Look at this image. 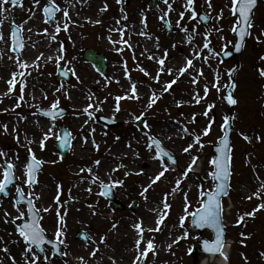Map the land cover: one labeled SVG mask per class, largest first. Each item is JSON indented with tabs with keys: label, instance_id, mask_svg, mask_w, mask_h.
<instances>
[{
	"label": "rangeland",
	"instance_id": "1",
	"mask_svg": "<svg viewBox=\"0 0 264 264\" xmlns=\"http://www.w3.org/2000/svg\"><path fill=\"white\" fill-rule=\"evenodd\" d=\"M235 2L157 0L158 8L153 9L149 0H22L17 5L0 0V79L15 76L14 82L3 86L19 88L24 123H35V109L48 108L55 101L68 109L67 115L56 121L57 137L61 124L73 135L70 153L63 160L58 152L56 156L53 136L45 134L40 139L42 132L51 131L52 124L46 122L39 132L32 128L26 132L31 133L45 159L41 182L51 193L49 198L55 192L59 201H92L83 203L106 218L104 240L112 251H106L103 263L217 264L207 260L205 253L191 254L199 235L191 225V216L202 205L204 192L215 188L212 146L222 136L225 120L231 118L230 198L223 199L230 242L228 263L264 264V4L254 11L242 53L225 61L219 56L222 50L231 49L235 40ZM91 3L100 13L82 20ZM49 4L58 9L50 22L43 14V7ZM199 12L206 13L211 23H201ZM37 16L44 17L39 33L28 34L29 21ZM163 18L169 22V31ZM12 24L22 29L26 40L23 52L15 57L9 51ZM30 24L36 27L37 23ZM44 43L57 50V57L49 63L44 60L42 67L38 62L25 68L24 59L39 54ZM88 47L106 55V75L84 59ZM7 60L17 63V68H8ZM60 65L74 75L70 82L56 81L53 71ZM26 77L34 79L33 98L23 96ZM95 81L97 87H93ZM230 87L233 105L225 101ZM70 93H80L83 100L75 101ZM96 98L101 100L99 104ZM97 113L120 120L122 125L105 127L97 121ZM140 117L146 119L144 128L134 125ZM151 136L175 156L177 164L159 156ZM79 143L91 144L82 156L76 150ZM118 151L130 154L125 160L106 157ZM142 159L157 167L142 164ZM113 164L117 167L114 171ZM52 173L55 188L47 180ZM81 184L84 189L78 192ZM102 184L115 188L126 204L124 210L113 209L101 196ZM9 201L0 203V215L8 214ZM132 203L134 210L129 208ZM154 207L155 221L147 228L152 217L149 209ZM122 225L143 238L140 253L132 254L130 243L124 247L129 259L117 254ZM177 233L178 240L174 239ZM160 235L174 240L162 247ZM202 235L212 237L208 230ZM24 257L31 261L29 254Z\"/></svg>",
	"mask_w": 264,
	"mask_h": 264
},
{
	"label": "flooded vegetation",
	"instance_id": "2",
	"mask_svg": "<svg viewBox=\"0 0 264 264\" xmlns=\"http://www.w3.org/2000/svg\"><path fill=\"white\" fill-rule=\"evenodd\" d=\"M19 97L12 90L0 88V181L4 162H9L14 169L17 185L35 201L38 214H28L26 204H20L18 214L0 215V264H90L93 254H100L104 249V219L90 216L88 211L77 203H58L39 197L41 172L35 181L30 182L27 157L34 151L25 152L21 146H27L21 138L22 113L19 109ZM55 176L49 175V184L54 185ZM72 210L74 213H68ZM43 232L44 236L59 243L55 246L44 242V254H38L27 239L28 234ZM28 249H33L38 258L27 263L19 257ZM59 251V252H57ZM59 253V254H58Z\"/></svg>",
	"mask_w": 264,
	"mask_h": 264
},
{
	"label": "water",
	"instance_id": "3",
	"mask_svg": "<svg viewBox=\"0 0 264 264\" xmlns=\"http://www.w3.org/2000/svg\"><path fill=\"white\" fill-rule=\"evenodd\" d=\"M14 2H18L20 0H12ZM260 0H238L235 6V13L238 15L239 24L234 28V34L237 37V40L234 44V49L232 51H224L222 53V58L228 59L235 56L237 53H240L242 50L243 43L248 36L249 26L252 19V14L254 9L257 7L258 2ZM264 1V0H262ZM150 5L155 8L156 0H151ZM46 14L49 19L53 18L55 13V9L51 6L45 8ZM200 19L204 24H208L210 22V18L204 14H200ZM167 29L168 22L165 21ZM13 39L17 41L19 45L23 43L21 37V31L13 26ZM85 57L92 61L103 73L106 72V64L105 59L102 55L96 54L92 50H88L85 53ZM67 74L63 69H59L57 78L61 79L65 77ZM68 79V78H67ZM63 114V110L59 109L57 116H61ZM100 120L104 121L106 124L116 125L118 123H114L111 120L101 117H98ZM142 125V123H141ZM230 133H231V122L228 121L225 125V135L222 139H220V144L214 147V151L216 153V157L214 159V164L216 167L215 170V179L217 181V189L213 193L207 192L206 200L204 202V206L198 210V212L193 216V224L197 229L203 230L205 228L210 229L214 233L213 242H208L207 240L201 239L202 249L205 251L218 252L223 245L224 241V233L225 229L222 224V216H221V197L228 192L229 187V152H230ZM71 137L70 133L67 130L62 131V137L58 141V147L63 156H65L68 152V148L70 146ZM157 143V146L160 151L166 153V151L161 147V145ZM197 249L194 251V254L197 253Z\"/></svg>",
	"mask_w": 264,
	"mask_h": 264
},
{
	"label": "bare ground",
	"instance_id": "4",
	"mask_svg": "<svg viewBox=\"0 0 264 264\" xmlns=\"http://www.w3.org/2000/svg\"><path fill=\"white\" fill-rule=\"evenodd\" d=\"M85 10H86L87 16H85V15L81 16L82 20L89 18V17L91 19H93V18H95V15L100 13V8L96 5H94L93 3H91L90 6ZM43 21H44L43 16H37L34 19L30 20L29 21L30 23L35 22L37 24H36V27H31V24L29 23V27L27 28L26 32L28 34H38L39 33L38 28L41 26ZM116 23H117V25H119L120 21H116ZM106 38H108L107 35H106ZM40 52H41V54H36L35 56H33V57L31 56V58H28L27 60H25L24 61L25 67H32L38 60H40V63L42 66L44 60H46L48 63L53 56L57 57V53H56V55L55 54L53 55L55 50H52L51 46L48 43L43 44L42 50ZM25 53L27 54V53H29V51L26 50ZM5 64L8 68H11L12 65L14 67V64L10 63L8 60L6 61ZM33 83H34V79L29 80V78L26 77L24 82H23V92L26 94H32V89H34ZM97 85H98V81H95V83L93 84V87H97ZM70 94H72L71 97L77 102L83 100V97L81 96L80 93H76V94L70 93ZM100 101L101 100L98 98L95 99L96 104H99ZM45 123H46L45 118H39L40 127L41 126L43 127V124H45ZM32 128H34L37 131L40 130L39 128H37V125L32 126ZM78 145L79 146H77V149H76L78 156H82V154H85L91 146V144L84 145L82 143H79ZM121 148L122 147H120V151H121ZM127 154H130V152H128ZM127 154L118 151L116 153L115 152L108 153V154H106V157H109L111 160H115V159L125 160L128 156ZM131 158H133V157L130 156L129 159H131ZM142 164H149V166L152 168L157 167L156 165H154L155 162L151 163L148 159H142ZM116 169H117L116 165L113 164L111 170L114 171ZM83 189L84 188L81 184L80 186H78L77 191L79 192L80 190H83ZM228 200H229V198H228ZM156 209H157V207H154L153 209H149V212L151 213L150 215H152V217L149 218V220H147V222H146L147 228L151 227L155 221V218H153L154 217L153 215L155 214ZM122 226H123V228L120 229V233H118L119 234L118 238H119V241L121 242V249L119 250V247H118L117 254L119 256L124 257L125 259H129V257H128L129 252L127 249L124 251V247L127 248L128 243H130L132 246V252H133L132 254L135 255L136 253H140L142 251L141 243L143 241V238L139 234H135L133 231H131V228L127 227V225H122ZM174 239H176V240L180 239V235L177 233L175 235ZM174 239L172 236L169 239V241H167L166 238H164L162 235H160L159 242L164 244V245H162V247H164V246L166 247L169 245V242H171ZM162 247H160V249H162ZM225 254H229V241H228V239L226 240L224 248L220 253H217V254L208 253L210 260H212V259L215 260L217 264H227L228 260H227V258H225Z\"/></svg>",
	"mask_w": 264,
	"mask_h": 264
}]
</instances>
